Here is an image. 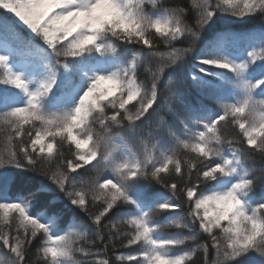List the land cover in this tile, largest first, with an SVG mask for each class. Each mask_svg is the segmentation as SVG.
<instances>
[{"label": "snow or ice", "instance_id": "6c2138e0", "mask_svg": "<svg viewBox=\"0 0 264 264\" xmlns=\"http://www.w3.org/2000/svg\"><path fill=\"white\" fill-rule=\"evenodd\" d=\"M0 132V264H264V0H0Z\"/></svg>", "mask_w": 264, "mask_h": 264}, {"label": "trees", "instance_id": "16d2710c", "mask_svg": "<svg viewBox=\"0 0 264 264\" xmlns=\"http://www.w3.org/2000/svg\"><path fill=\"white\" fill-rule=\"evenodd\" d=\"M173 3H176V4H186L188 2V0H172ZM254 24H259L260 21L259 20H255L253 21ZM183 46V45H181ZM220 71H225L226 75L228 76H231L230 73H227L226 70H220ZM179 75V74H178ZM187 87V85H185V88ZM4 136H3V133L0 132V149H3L4 147ZM256 167H257V170L259 169V157L257 156V163H256ZM94 175V174H92ZM163 191V190H162ZM185 207V211L187 210V205L184 206ZM95 211V209H93ZM170 231H175L174 229L170 230ZM117 252H127L129 251L128 249H123V248H119V246L117 247V249L115 250ZM109 255L111 256V258L113 260H115V256L111 254V252L109 253ZM210 256H211V253H210ZM32 261H33V264H36V261H35V256L32 257ZM202 262V254L200 256L197 257V264H201ZM117 264H119V262H117Z\"/></svg>", "mask_w": 264, "mask_h": 264}]
</instances>
